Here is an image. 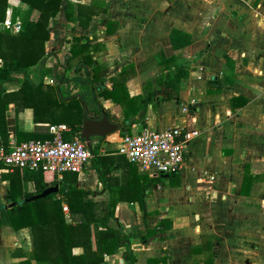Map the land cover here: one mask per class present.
<instances>
[{"label": "crops", "instance_id": "obj_1", "mask_svg": "<svg viewBox=\"0 0 264 264\" xmlns=\"http://www.w3.org/2000/svg\"><path fill=\"white\" fill-rule=\"evenodd\" d=\"M105 1L107 11L93 16L86 28L66 21L63 12L51 19L70 31L63 41L51 33L49 53L42 63L55 65L63 60L64 66L67 40L83 35V40L88 38L96 47L92 58L107 69L103 76L106 87L127 68L129 95L147 98L130 116V131L142 126H180L198 132L187 143L183 167L173 182L161 176V181L153 179L155 175L136 166L138 173L152 178L144 189L143 206L138 201H117L115 215L122 230L133 234L134 264H147L153 257L160 259L158 264L247 260L250 255L245 252L218 254V250L221 245H254L259 251L264 244V0ZM19 2L8 0L17 11ZM82 3L88 5L91 0ZM26 9L32 12L24 6L22 14L31 18ZM107 21L116 23L110 34L105 33ZM172 28L186 32L190 43L172 50L168 41ZM162 54H173L176 64L189 69L186 86L178 93L160 83ZM71 69L88 72L83 65ZM168 95H177L179 102ZM236 96L246 103L232 106L230 100ZM99 101L110 119L122 116L121 107L110 99ZM188 106L193 107L192 113ZM7 113L16 116L20 130L31 131L39 125L49 131V123L33 121L30 108L15 114L10 104ZM8 138L16 141L13 133ZM119 139L117 131L106 135L100 152L122 156L117 152ZM98 141V137L90 138V146ZM122 157L110 164L112 177L120 183L128 177L127 160ZM76 174V186L89 191L94 200L118 198L117 189L110 191L100 182L91 158ZM27 184L28 191H33V184ZM7 189L8 182L1 179L0 212L10 203ZM148 230L154 232L146 236ZM26 231L0 223V264L18 263L23 257L14 255L17 251L27 254L30 241ZM123 249L106 255L103 264H126ZM258 251L254 261L264 264ZM73 252L82 249L76 247Z\"/></svg>", "mask_w": 264, "mask_h": 264}, {"label": "trees", "instance_id": "obj_2", "mask_svg": "<svg viewBox=\"0 0 264 264\" xmlns=\"http://www.w3.org/2000/svg\"><path fill=\"white\" fill-rule=\"evenodd\" d=\"M19 1L35 10L36 16H18L22 25L17 32L0 30V141L6 144L11 133L16 142L51 137L45 126H35L31 131L18 129L16 116L11 118L7 113L10 104H13L15 114L21 109L30 108L36 123L64 124L68 130L63 132V138L71 139L79 137L83 102L87 104L89 117L100 118L106 115L110 119L99 101L110 99L121 107L122 116L118 119L117 133L120 136L130 133V116L141 105H145L147 98L129 95L125 84L127 68H123L116 78L111 79L110 87H106L103 76L107 69L92 58L91 51L96 47L88 38L83 40V35H73L67 40L69 48L65 70L74 65H83L88 70V76H59L58 83L52 84L43 78L35 83L29 75V69L46 55L45 43L51 38V19L63 12L66 21L86 28L93 16L107 11V2L91 0L86 5L82 0ZM9 6L8 0H0V22L4 20ZM16 11L13 8V12ZM114 25L115 22L107 21L105 33H112ZM168 41L174 50L188 45L190 37L186 32L172 28ZM160 64H163L164 69L160 83L178 93L186 86L189 69L185 65L176 64L173 54H162ZM229 69L232 73L233 65L230 64ZM5 84H15L16 88L7 90L3 86ZM167 97L179 102L177 95ZM230 103L232 106H242L246 100L236 96L231 98ZM192 112L193 107L188 106V113ZM104 137H98L97 144L90 148L92 166L103 186L110 191H119L118 198L109 196L107 200H94L89 191L76 186L77 174L73 172L59 176L26 168L0 172V179L8 182L6 199L16 202L14 206L0 212V223L15 230L28 228L31 235L30 253L25 255L21 250L14 252V255L23 257L14 264H33L32 261L36 264H102L106 255L116 253L121 247L124 248L122 257L125 263H135L130 248L133 234L122 230L115 215V207L118 200L138 201L142 207L144 189L152 178L138 173L136 165L125 160L127 180L120 183L112 177L114 168L110 164L122 156L100 152ZM176 177V172L167 174L171 182ZM153 179L162 180L160 175H155ZM28 182L33 184V191H28ZM54 184H58L57 192L28 200ZM63 203L67 206L70 221L65 219ZM153 232L148 230L146 236ZM76 247H80L82 252L74 253ZM159 260L157 257L148 258L147 264H158Z\"/></svg>", "mask_w": 264, "mask_h": 264}, {"label": "built area", "instance_id": "obj_3", "mask_svg": "<svg viewBox=\"0 0 264 264\" xmlns=\"http://www.w3.org/2000/svg\"><path fill=\"white\" fill-rule=\"evenodd\" d=\"M5 25L14 32L21 29V20L6 19ZM51 137L27 139L16 142L0 141V163L9 170L26 168L61 175L66 172L78 173L92 157L83 139L75 136L64 139V124H49ZM198 132L180 126L154 129L142 126L119 139L117 152L128 162L135 164L150 175L179 172L185 161L186 145ZM63 211L67 207L63 206Z\"/></svg>", "mask_w": 264, "mask_h": 264}, {"label": "rangeland", "instance_id": "obj_4", "mask_svg": "<svg viewBox=\"0 0 264 264\" xmlns=\"http://www.w3.org/2000/svg\"><path fill=\"white\" fill-rule=\"evenodd\" d=\"M20 3V2H19ZM11 4V3H10ZM20 8H18V11H16V13L13 12V7L10 5L9 8L7 9L6 12V16L4 18L3 21L0 22V30H10L11 32H14L11 28H7L5 25V20L6 19H10V20H15L16 18H18V16L20 17V15L22 16L23 12H22V8H24V6H27L25 3L21 2L19 4ZM26 14L28 16H31V18H34L36 16V11L32 9L33 14L31 15V10L30 9H26ZM31 12V13H30ZM25 15V14H24ZM62 25V23H61ZM60 25V22L58 20H51V22L49 23V28L51 29V33L53 38H57L60 37V40L63 41V39L66 38L67 35H69L67 32H69V29L66 28H62ZM72 37V36H71ZM70 37V38H71ZM69 40V39H68ZM51 43L50 41L45 43V47H46V54L49 53V47H50ZM46 56V55H45ZM44 56V57H45ZM44 57L32 68L29 69V75H30V79L37 83L41 78H43V80L50 82L52 84H56L58 83L59 80V76H64L66 78H72L75 76H88V72L87 71H79V70H73V69H67L65 70L63 68V60L61 61V63L58 61V63H56L55 65H46L47 63H42V61L44 60ZM47 71H50V75H45L47 73ZM7 90L8 89H12V88H16L15 84H5L3 85ZM114 115V114H113ZM112 121H114L115 123H118V119L117 118H111ZM116 132V131H115ZM121 137V136H120ZM95 137H91V139H94ZM3 170H9L7 167L3 166L0 163V172ZM1 180V179H0ZM31 183V182H30ZM26 186L28 187L29 184H26ZM66 206V204H62V207ZM67 207V206H66ZM63 211V208H62ZM65 213V219L66 221H70L69 218V212L68 209L67 211H63ZM27 229V234L29 236V241H30V250H31V235L29 232V229ZM262 236L264 239V217H263V229H262ZM220 250H218V254L222 253V252H226L228 251L229 253H242L245 252L246 254L250 255V258H247V260H240V261H225L226 264H256V262L254 261V253H256L258 250H256L254 248V245H221L219 246ZM225 248V249H224ZM260 250L258 252L262 253L261 255L264 258V244L260 245ZM30 250H26L27 254L30 253ZM118 258H120V255L117 256ZM36 264V263H34ZM103 264V263H102Z\"/></svg>", "mask_w": 264, "mask_h": 264}, {"label": "water", "instance_id": "obj_5", "mask_svg": "<svg viewBox=\"0 0 264 264\" xmlns=\"http://www.w3.org/2000/svg\"><path fill=\"white\" fill-rule=\"evenodd\" d=\"M65 69V65L63 66ZM118 128V124L110 120L106 115H102L100 118H91L87 115V104L83 102V114L82 123L79 133V137L84 140L86 146L90 148L91 137H103L112 132H115ZM161 177H167L166 174H161ZM58 190V184H54L46 187L38 194H34L28 198L33 200L36 198L47 196L50 193H55ZM16 204L15 201L8 203V207H12Z\"/></svg>", "mask_w": 264, "mask_h": 264}]
</instances>
